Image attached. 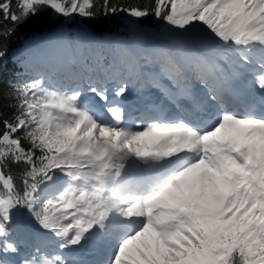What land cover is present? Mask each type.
<instances>
[{
	"label": "snow or ice",
	"instance_id": "6c2138e0",
	"mask_svg": "<svg viewBox=\"0 0 264 264\" xmlns=\"http://www.w3.org/2000/svg\"><path fill=\"white\" fill-rule=\"evenodd\" d=\"M45 9L151 14L180 31L139 58L122 50L103 78L83 58L53 63L29 46L28 78L0 94L11 110L0 103V264H15L7 257L27 244V218L59 238V251L33 244L20 264H68L62 250L96 240L107 249L99 264H264V107L240 110L232 86L243 70L264 93V0H0V20L11 22L0 38ZM145 69L159 70L148 83L177 114L144 112L137 123L109 100L108 81L124 97L125 79ZM195 85L206 97L190 110L181 101H194Z\"/></svg>",
	"mask_w": 264,
	"mask_h": 264
},
{
	"label": "trees",
	"instance_id": "16d2710c",
	"mask_svg": "<svg viewBox=\"0 0 264 264\" xmlns=\"http://www.w3.org/2000/svg\"><path fill=\"white\" fill-rule=\"evenodd\" d=\"M96 2L97 4H100L102 3V0H96ZM111 2L115 5L128 8L153 6V0H111ZM123 14H125V12L104 15L102 11L98 10L97 15L94 18H86V25L89 27L90 32L98 35L96 38L98 39L97 44L103 45L108 41V39H113L114 42H117L116 39L119 38V40L123 42H120L121 45L118 48L127 46L131 37L127 30L119 27L120 23L122 22ZM51 15L52 10L45 9L44 15L42 17L32 18L29 22L18 26L15 33L8 39L0 38V48L5 50L7 53L6 57L0 60V94L8 93L13 86L20 84L28 78L25 68L22 67V65L25 63V60L27 59L26 54L18 56L16 60L12 58V54L23 48L25 42L27 41V35L33 36L40 34L39 42L43 45L45 41V33L43 32L47 31L48 27L51 25ZM74 16L76 15L74 14L73 17ZM0 23L5 24L6 26H10L11 24L10 21L4 22L2 20H0ZM140 23L141 26L146 27L151 31L156 30L153 33L145 30L143 36V48H145L146 51H148L153 45L166 42L165 35L163 39L161 36H158L156 40L152 37L154 33H162V26H167V24L164 23L162 19H157L154 15L150 14L148 17L142 18ZM115 34H117V36ZM113 46L117 47L118 45L114 43ZM103 55L104 54L102 52L101 57H103ZM0 103L3 104L6 115H10L11 110L7 108V99L5 98L0 100ZM12 170L13 173L17 175L20 172V168L15 165L12 167ZM26 220L39 229L35 225V222L31 220V218H27Z\"/></svg>",
	"mask_w": 264,
	"mask_h": 264
},
{
	"label": "rangeland",
	"instance_id": "374dc122",
	"mask_svg": "<svg viewBox=\"0 0 264 264\" xmlns=\"http://www.w3.org/2000/svg\"><path fill=\"white\" fill-rule=\"evenodd\" d=\"M54 16H57V14L54 13ZM165 30L167 32L165 35L166 39H169V37L173 33L180 31V30L172 29L169 25L166 26ZM130 41H131L132 47L128 48V46H127V49L129 51L135 50L137 52L136 55L142 54L143 48H142L141 43H143V38H142V36L138 30H132L131 31V40ZM206 43H211V41H206ZM29 46H35L37 48L35 42H30ZM111 54H113V53L111 52ZM59 55H61V52H59ZM229 55L232 56V58L234 60H238V58L234 54H229ZM232 70L233 71L237 70L235 65L232 66ZM103 71L104 70H101V72H100L101 77H102ZM144 71H148V74H152V73L158 72V69H151V70L145 69ZM145 76H147V74L142 76L140 79H136L135 82L125 81L128 83V88H127V91L125 94L131 93L132 95L129 98H134L135 96H141V98L143 100L146 99V101H157V92H159V91L155 90L152 87H150L147 90H143V89L139 90L138 89V87L141 84L139 82H138V84H136V82L139 80L142 81L143 79L146 78ZM247 76H250V74H248L247 72H243V70H241V75L237 76L232 82H235V84L238 85V88L242 89L244 79H246ZM119 86H120L119 82L108 81L107 87H108L109 99L112 97H115L114 93ZM165 87L168 88V87H170V85H166ZM88 95L90 97H93L95 99V102H101L103 104L104 101H101V100H99L98 97H95L94 93H88ZM161 96L163 97L164 95L161 94ZM115 98H116V100H118L117 97H115ZM163 98H165V97H163ZM164 101H167V99H165ZM140 103H142V102H139L138 104H140ZM149 103L151 104L152 102H149ZM150 104H147V106L149 107ZM157 104L159 105L158 109H160V107L161 108L163 107L162 112H164V113L167 112L168 114H170L172 112V110H174L175 112L177 111L176 108L168 107V105L171 103L167 104V106H164L162 103H157ZM175 114H177V113H174L173 115H175ZM103 116L105 118L109 119L106 111H103ZM136 122L139 123L138 120ZM36 238L38 240H36ZM59 242H60L59 238L55 237L53 239L52 238L48 239V236L46 234L41 233V232H37V231L31 232V234L29 235V241H28V243L46 245L47 247L44 249V251L49 252V253L54 251V250L59 251V249L57 248V245ZM86 249H91V247L84 248V246H82V247L81 246H73L69 249L62 250V253L66 256L68 264H87L88 260L86 261L87 262L86 263L85 259H84V258L88 257V256H85L86 255L85 254ZM32 252H33V250H30V249L27 251L20 250L19 254L10 255L7 258L11 261H14L15 264H20V261L22 260V258L26 255H30ZM92 255H93L92 256L93 260L96 257H99V259H98L99 261H103L107 258V249H106L103 241H101V240L95 241V248H94V251L92 252ZM94 264H99V262L97 261V263H94Z\"/></svg>",
	"mask_w": 264,
	"mask_h": 264
},
{
	"label": "bare ground",
	"instance_id": "6f19581e",
	"mask_svg": "<svg viewBox=\"0 0 264 264\" xmlns=\"http://www.w3.org/2000/svg\"><path fill=\"white\" fill-rule=\"evenodd\" d=\"M52 42H53V41H52ZM249 77H251V76H249ZM249 79H250V78H248L247 80H245V81H244V84H245ZM234 86H235V85H234ZM198 88H199L200 92H202V93H206V91H205L203 85H198ZM242 89H243V87H242ZM252 94H253V96H252V100L256 103L257 107H258V108H259V107H264V93H261L260 90H258V89L255 87L254 84H253ZM131 95H132L131 93H128V94H125L124 97H120V99H119V101L123 104V106H124L125 109H126L127 116H130V113L133 112L134 109H136V108H135V105H139L138 103H139L140 101L142 102L141 104H143V102L146 101V99L143 100L142 98H137V99H133V100L129 99V100H128V98H129ZM258 97H259V99L262 101L261 103L258 102V100H257ZM248 99H249V96L244 95V96H242L241 101H238V103L240 104V106L242 107L243 110H244V109H247ZM125 102H126V103H125ZM154 102H155V101H152V109H155V108H156V106L154 105ZM96 104H97L98 108L101 110V106L103 107L102 103H101V102H96ZM259 104H261V106H260ZM185 105H189V104L186 103V104H184V106H185ZM138 107L141 109L140 106H138ZM132 108H133V109H132ZM188 108H189V107H188ZM161 109H162V108L160 107L159 111H161ZM164 114L167 115V112H165ZM85 256H88V257L84 258V259H85V262L88 260V263L86 262L87 264H94V263H97V261L100 262V261L98 260L99 257H96V258L93 260V259H92V256H93L92 254H86Z\"/></svg>",
	"mask_w": 264,
	"mask_h": 264
}]
</instances>
